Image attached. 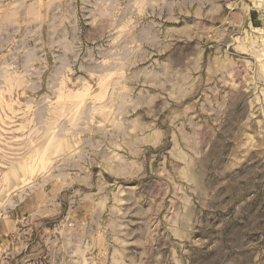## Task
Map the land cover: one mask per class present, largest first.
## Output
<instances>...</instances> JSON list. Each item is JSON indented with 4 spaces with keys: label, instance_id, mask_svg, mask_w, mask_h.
Segmentation results:
<instances>
[{
    "label": "rangeland",
    "instance_id": "rangeland-1",
    "mask_svg": "<svg viewBox=\"0 0 264 264\" xmlns=\"http://www.w3.org/2000/svg\"><path fill=\"white\" fill-rule=\"evenodd\" d=\"M0 264H264V0H0Z\"/></svg>",
    "mask_w": 264,
    "mask_h": 264
},
{
    "label": "crops",
    "instance_id": "crops-1",
    "mask_svg": "<svg viewBox=\"0 0 264 264\" xmlns=\"http://www.w3.org/2000/svg\"><path fill=\"white\" fill-rule=\"evenodd\" d=\"M27 10H28V12H29V28H28V30H27V38H30V39H37L38 38V36H36V37H34L33 36V32L31 33V31H32V28L31 27H33V26H36L37 25V17H38V12L36 11V6H34V5H32V3H30V5L28 6H24ZM17 8H18V10H17V12L16 13H14V16H17V23H18V21H19V17H21V15H22V13H21V10H22V8H21V5H17ZM53 14V13H52ZM49 38H52V39H54L55 38V36H54V34H53V32H52V34L50 35L49 34V36H48ZM29 57L30 58H33L34 57V53L33 52H31L30 54H29ZM48 61V60H47Z\"/></svg>",
    "mask_w": 264,
    "mask_h": 264
},
{
    "label": "bare ground",
    "instance_id": "bare-ground-1",
    "mask_svg": "<svg viewBox=\"0 0 264 264\" xmlns=\"http://www.w3.org/2000/svg\"><path fill=\"white\" fill-rule=\"evenodd\" d=\"M70 102V101H69Z\"/></svg>",
    "mask_w": 264,
    "mask_h": 264
}]
</instances>
